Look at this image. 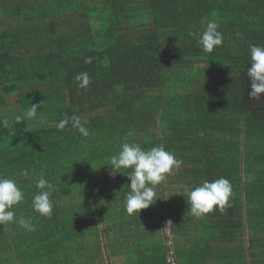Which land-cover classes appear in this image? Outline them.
Wrapping results in <instances>:
<instances>
[{
    "label": "trees",
    "instance_id": "trees-1",
    "mask_svg": "<svg viewBox=\"0 0 264 264\" xmlns=\"http://www.w3.org/2000/svg\"><path fill=\"white\" fill-rule=\"evenodd\" d=\"M208 19L224 34L212 53L188 35ZM250 44L264 45V0H0V174L24 191L16 216L36 226L0 225V264H166L163 216L178 263L264 264V94L248 95ZM63 113L89 135L61 131ZM122 142L182 161L155 189L168 199L139 214L124 207L130 169L109 175ZM41 173L50 218L31 208ZM221 176L229 205L193 216L187 191Z\"/></svg>",
    "mask_w": 264,
    "mask_h": 264
},
{
    "label": "clouds",
    "instance_id": "clouds-1",
    "mask_svg": "<svg viewBox=\"0 0 264 264\" xmlns=\"http://www.w3.org/2000/svg\"><path fill=\"white\" fill-rule=\"evenodd\" d=\"M219 29V22L208 19L201 24L198 31L189 32L188 35L196 40L202 52L212 53L215 48L222 46L224 40V34ZM248 51L250 64L247 67V75L251 82L248 95L250 98L259 99L261 94H264V45L250 44ZM84 63H91V58H85ZM75 81L78 88L86 90L91 78L85 71L78 73ZM36 111L37 104H32L27 116L34 117ZM2 123L7 126L6 120ZM87 125L88 121L75 113L70 116L68 113H63L58 121V128L61 131L70 128L82 137L89 135L90 130ZM181 164L182 161L163 146L146 149L138 143L122 142L118 152L111 156L107 165L110 166L109 175L112 177L122 173V170L130 169L126 175L130 183L124 199V207L128 215H134L148 209L157 200L168 199L161 198L155 189ZM22 174L28 173L25 171ZM34 184L37 191L32 196L31 208L35 213L50 218L53 214L52 185L43 173L35 177ZM231 196V183L221 176L212 181L202 180L198 185L191 187L186 193V201L190 213L199 218L209 214L216 207L223 210L229 205ZM24 201V191L15 179L0 174V225L13 223L26 232H34L36 226L32 219L17 217L14 211V206Z\"/></svg>",
    "mask_w": 264,
    "mask_h": 264
},
{
    "label": "built area",
    "instance_id": "built-area-1",
    "mask_svg": "<svg viewBox=\"0 0 264 264\" xmlns=\"http://www.w3.org/2000/svg\"><path fill=\"white\" fill-rule=\"evenodd\" d=\"M160 227L165 237L164 244L166 247V264H180L175 258V251L173 247V241L171 236V224L167 217H163L160 221Z\"/></svg>",
    "mask_w": 264,
    "mask_h": 264
},
{
    "label": "crops",
    "instance_id": "crops-1",
    "mask_svg": "<svg viewBox=\"0 0 264 264\" xmlns=\"http://www.w3.org/2000/svg\"><path fill=\"white\" fill-rule=\"evenodd\" d=\"M198 223H199V221H198V219L197 220H195V246L199 243V242H202V238H203V236H201V234H200V232H199V228H198ZM161 241L164 243V240H163V238L161 239ZM165 245V244H164ZM174 247V246H173ZM177 247V246H176ZM181 248V247H180ZM151 249V248H150ZM149 249V250H150ZM182 250V249H181ZM180 250V252H182ZM175 251V250H174ZM160 255L157 257H152V255H150V258H149V260H147V262L145 261V262H142V263H140V264H158L159 262H158V260H160ZM145 259H146V257H144ZM120 264H127V262L126 261H122V263H120ZM181 264V263H180ZM196 264V263H195ZM203 264V263H202ZM207 264H211L210 262L209 263H207Z\"/></svg>",
    "mask_w": 264,
    "mask_h": 264
},
{
    "label": "rangeland",
    "instance_id": "rangeland-1",
    "mask_svg": "<svg viewBox=\"0 0 264 264\" xmlns=\"http://www.w3.org/2000/svg\"><path fill=\"white\" fill-rule=\"evenodd\" d=\"M7 104L10 105H15L16 104V97L11 95L6 98ZM12 109V108H11Z\"/></svg>",
    "mask_w": 264,
    "mask_h": 264
}]
</instances>
